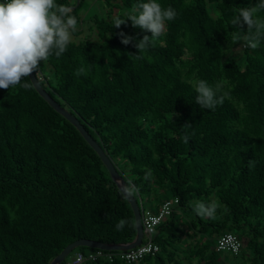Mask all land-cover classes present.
Returning a JSON list of instances; mask_svg holds the SVG:
<instances>
[{
  "label": "trees",
  "instance_id": "trees-1",
  "mask_svg": "<svg viewBox=\"0 0 264 264\" xmlns=\"http://www.w3.org/2000/svg\"><path fill=\"white\" fill-rule=\"evenodd\" d=\"M13 1L51 35L31 47L39 83L142 211L179 200L158 230L160 251L135 264H264V0H101L97 38L79 43L67 29L80 36L85 0ZM226 233L241 239L239 254L217 250ZM136 235L131 204L37 92L22 41L0 20V264H51L77 240Z\"/></svg>",
  "mask_w": 264,
  "mask_h": 264
},
{
  "label": "built area",
  "instance_id": "built-area-1",
  "mask_svg": "<svg viewBox=\"0 0 264 264\" xmlns=\"http://www.w3.org/2000/svg\"><path fill=\"white\" fill-rule=\"evenodd\" d=\"M8 14L13 17L15 23L19 25L23 33L33 42L37 43L41 38L47 41L51 38L49 32H44V17L34 9L25 10L20 4L13 0L6 1ZM177 198L166 199L162 202L158 210H145L142 212L143 241L138 247L131 250L105 251L97 250L89 254L77 253L71 264H89L98 260L113 261L119 259L128 264H135L146 257L155 255L160 251L156 243V237L160 226H162L172 215L178 205ZM243 248L241 239L232 233H226L217 241V250L220 252H230L239 254Z\"/></svg>",
  "mask_w": 264,
  "mask_h": 264
},
{
  "label": "water",
  "instance_id": "water-1",
  "mask_svg": "<svg viewBox=\"0 0 264 264\" xmlns=\"http://www.w3.org/2000/svg\"><path fill=\"white\" fill-rule=\"evenodd\" d=\"M0 20L5 25L10 27L22 41V44L25 49V57H26L28 73L37 92L41 95L42 98H44L50 104L52 108H54L58 113L62 114L67 120H69L73 125H75L78 128V130L81 132L83 137L86 139V141L89 143V145L98 153L103 163L109 170L112 179L117 183L119 189L131 204L137 222V235L136 238L130 243L113 245V244H106L97 241H91L87 239H80L68 245L62 251V253H60L52 261L51 264H62V262L74 251V249L78 247H88L92 249H99L105 251L131 250L138 247L139 245L142 244L143 236H144L143 224H142V212H143L142 208L134 199V197L131 195V193L127 190L123 177L120 175L115 165L112 163V161L104 152V150L88 134V132L84 129V127L80 124V122L76 118H74L71 114H69L67 111H65L63 108H61L60 105L45 91V89L39 83L37 76L33 70V64L31 59V47L35 44V42L30 41L29 38L23 33L19 25H17L14 21H12L1 8H0Z\"/></svg>",
  "mask_w": 264,
  "mask_h": 264
},
{
  "label": "rangeland",
  "instance_id": "rangeland-1",
  "mask_svg": "<svg viewBox=\"0 0 264 264\" xmlns=\"http://www.w3.org/2000/svg\"><path fill=\"white\" fill-rule=\"evenodd\" d=\"M74 2L75 0H70ZM104 3L101 2V0H85L84 6L82 8V12L84 13V18L87 19L83 27L81 28V34L79 37H76L73 35L71 28L67 29V40L73 41V42H81L83 40H94L97 38V29L95 26V21L93 19H90L91 17L97 16L98 18H105L107 14V10L104 7ZM119 10H115L114 15L117 14ZM235 44H238V42H235ZM235 51L238 52L239 47L235 46ZM156 202V201H155ZM144 205L146 208H150L149 206V200H144ZM74 259V255H70L66 258V261L71 264Z\"/></svg>",
  "mask_w": 264,
  "mask_h": 264
},
{
  "label": "crops",
  "instance_id": "crops-1",
  "mask_svg": "<svg viewBox=\"0 0 264 264\" xmlns=\"http://www.w3.org/2000/svg\"><path fill=\"white\" fill-rule=\"evenodd\" d=\"M163 201H159L157 200L156 202L153 203L152 207L155 209V210H158L159 207L161 206Z\"/></svg>",
  "mask_w": 264,
  "mask_h": 264
}]
</instances>
